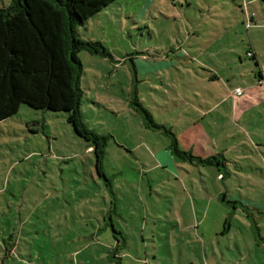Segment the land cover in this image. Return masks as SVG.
Here are the masks:
<instances>
[{
    "label": "rangeland",
    "instance_id": "rangeland-1",
    "mask_svg": "<svg viewBox=\"0 0 264 264\" xmlns=\"http://www.w3.org/2000/svg\"><path fill=\"white\" fill-rule=\"evenodd\" d=\"M78 32L113 54L79 53L107 177L67 112L22 104L0 121V264H264V101L231 96L257 81L247 50L264 62V0H116ZM132 84L179 135L199 115L227 167L169 155Z\"/></svg>",
    "mask_w": 264,
    "mask_h": 264
},
{
    "label": "trees",
    "instance_id": "trees-1",
    "mask_svg": "<svg viewBox=\"0 0 264 264\" xmlns=\"http://www.w3.org/2000/svg\"><path fill=\"white\" fill-rule=\"evenodd\" d=\"M115 1L11 0L8 5L0 6V121L17 114L22 104L67 112L68 122L89 142L96 155L98 172L105 178L102 160L109 136L95 132L83 119L84 65L79 53L85 50L111 59L113 54L103 42L81 38L78 28ZM247 56L258 64L253 52L248 51ZM130 106L147 128L167 135L170 150L178 159L195 166L226 168L219 153L203 157L182 149L174 131L155 120L138 98L136 89Z\"/></svg>",
    "mask_w": 264,
    "mask_h": 264
},
{
    "label": "crops",
    "instance_id": "crops-1",
    "mask_svg": "<svg viewBox=\"0 0 264 264\" xmlns=\"http://www.w3.org/2000/svg\"><path fill=\"white\" fill-rule=\"evenodd\" d=\"M254 22V25H256V20H253ZM248 51H251L255 54V56L257 55L254 51L252 50H247V53ZM195 57V55H194ZM257 60V63H255V68H254V65L252 63L249 62V64L252 66L250 67V70L253 74H255V77H256V80L257 81H254L253 80V84L252 86H242V85H237L235 87V89L237 87H241L243 89V94L242 96H244L246 93H250V91H253L252 94H255L257 95V98L260 99L261 101H264V62H262L260 64L259 62V59L256 58ZM195 61V60H194ZM198 62V61H197ZM187 69V68H186ZM217 70H214V75L209 79V80H217L219 77V73H216ZM189 74V73H188ZM234 76V75H233ZM203 77H206L205 75ZM215 77V78H214ZM206 79V78H205ZM262 81V82H261ZM164 84V82H162ZM135 89V87H133V84L132 86L130 87V92H129V95H131L132 97V92L133 90ZM137 90V95H138V98L143 102L144 105L145 104V101L143 100V98H141V90L139 88H136ZM166 93V90L165 92ZM232 97H236L238 95L235 94V91L232 93L231 95ZM130 97V99H131ZM224 99H221V101H223ZM246 103H249L250 102V99L249 97H247V99L245 100ZM252 104L254 105V103L252 102ZM147 106V105H146ZM148 107V106H147ZM152 114L154 115L152 109L150 107H148ZM207 108H210L209 105H207ZM210 110H204L203 113H202V118H205L207 117L208 113H209ZM223 117H225L224 115H221ZM197 120L191 125L192 127L187 131V132H184L182 135H179L178 132L174 129L173 126H169L173 131L174 133L177 135V138H178V142H179V145L182 149L184 150H191L194 152V154L196 155H202V153L200 152L201 150V147L203 148L204 152L205 153H208L209 155H214L216 154L215 150L213 148H209L208 146L209 145H214L211 137L207 134V131L204 129V127L200 124V117L199 115H197ZM154 118H155V115H154ZM160 123H164L163 121L160 122ZM166 124V123H164ZM167 125V124H166ZM168 126V125H167ZM170 142V140H169ZM170 144V143H169ZM200 145V147H199ZM169 146V145H168ZM170 148V147H169ZM168 154H172L174 155L171 151L168 152ZM218 154V153H217ZM204 157V156H203ZM227 167V166H226ZM262 171H264L262 168H260ZM230 172V171H229ZM221 172L219 173V176H221ZM248 179H251V177L249 176ZM222 195V194H221ZM227 196V195H226ZM248 199V198H247ZM237 200H235V203H236ZM238 202V201H237ZM12 255V254H11Z\"/></svg>",
    "mask_w": 264,
    "mask_h": 264
},
{
    "label": "built area",
    "instance_id": "built-area-1",
    "mask_svg": "<svg viewBox=\"0 0 264 264\" xmlns=\"http://www.w3.org/2000/svg\"><path fill=\"white\" fill-rule=\"evenodd\" d=\"M235 94H236V95H242V94H243V89H242L241 87H237V88L235 89Z\"/></svg>",
    "mask_w": 264,
    "mask_h": 264
}]
</instances>
